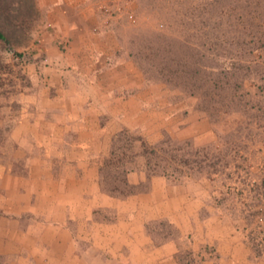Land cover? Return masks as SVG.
<instances>
[{"label": "crops", "instance_id": "0c3cea01", "mask_svg": "<svg viewBox=\"0 0 264 264\" xmlns=\"http://www.w3.org/2000/svg\"><path fill=\"white\" fill-rule=\"evenodd\" d=\"M55 1V19L68 7L74 15L55 30L64 45H46L42 66L53 73L34 77L29 94L27 87L18 93L28 100L10 129L11 161L0 163V255L10 264H180L176 240L158 241L148 230L167 220L181 239L193 233L196 250L217 245L201 264H250L238 234L214 227L216 217L200 218L207 197L201 179L153 176L146 190L123 199L100 190L98 165L114 134L126 127L155 139L165 120L177 118V106L150 97L141 80H121L78 22V1ZM40 99L59 104L41 107ZM127 177L146 180L140 170Z\"/></svg>", "mask_w": 264, "mask_h": 264}, {"label": "rangeland", "instance_id": "374dc122", "mask_svg": "<svg viewBox=\"0 0 264 264\" xmlns=\"http://www.w3.org/2000/svg\"><path fill=\"white\" fill-rule=\"evenodd\" d=\"M54 1L35 0L26 45L18 44L22 42L18 33L12 34L11 50L0 41V163L11 161L10 129L28 100L18 93L27 87L29 94L34 77L53 73V66H42L46 45H64L55 30L74 15L68 7L60 12L63 18L55 19ZM77 1L82 13L76 16L78 22L90 28L99 55L117 65L121 80L131 78L134 84L141 80L150 97L177 106V118L165 120L157 138L147 140L129 130L150 145L169 136L177 144L204 148L220 158L217 172L166 178L201 179L207 197L200 218L219 219L214 227L242 238L250 264H264V257L253 255L247 243L252 232L264 226V0ZM47 101L40 99V106L59 104ZM139 163L132 171L140 170L146 177ZM148 227L158 241L176 240L182 264H201L216 253V244L204 243L196 250L190 243L193 233L181 239L178 229L164 220ZM1 256V264H10Z\"/></svg>", "mask_w": 264, "mask_h": 264}, {"label": "trees", "instance_id": "16d2710c", "mask_svg": "<svg viewBox=\"0 0 264 264\" xmlns=\"http://www.w3.org/2000/svg\"><path fill=\"white\" fill-rule=\"evenodd\" d=\"M35 10V0H0V23L1 20L4 21L0 26V41L6 49L13 48L14 33L22 37L19 45L27 44ZM176 142L165 136L159 143L150 145L140 135L125 127L121 128L112 138L108 155L98 165L100 190L120 199L146 190L147 181L131 184L127 177L134 167L140 165L139 160L147 179L153 176L179 177L192 172H217L220 158L212 157L204 148H192L188 143ZM164 222L169 227H174L167 220ZM260 234L263 236L260 237ZM247 243L250 244L253 255L264 257V226L261 231L252 232ZM179 263L182 264L181 261Z\"/></svg>", "mask_w": 264, "mask_h": 264}]
</instances>
